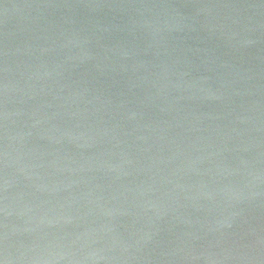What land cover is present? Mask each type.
<instances>
[{"label": "water", "instance_id": "water-1", "mask_svg": "<svg viewBox=\"0 0 264 264\" xmlns=\"http://www.w3.org/2000/svg\"><path fill=\"white\" fill-rule=\"evenodd\" d=\"M0 264H264V0H0Z\"/></svg>", "mask_w": 264, "mask_h": 264}]
</instances>
